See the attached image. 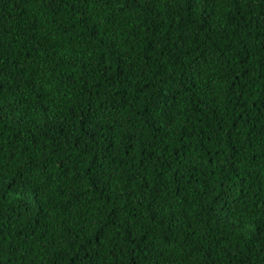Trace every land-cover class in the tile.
Here are the masks:
<instances>
[{
  "label": "trees",
  "instance_id": "16d2710c",
  "mask_svg": "<svg viewBox=\"0 0 264 264\" xmlns=\"http://www.w3.org/2000/svg\"><path fill=\"white\" fill-rule=\"evenodd\" d=\"M0 264H264V0H0Z\"/></svg>",
  "mask_w": 264,
  "mask_h": 264
}]
</instances>
